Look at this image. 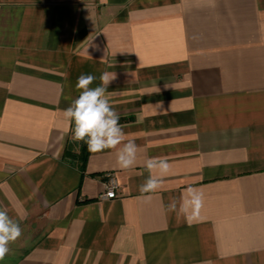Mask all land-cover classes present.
Masks as SVG:
<instances>
[{
  "label": "crops",
  "instance_id": "0c3cea01",
  "mask_svg": "<svg viewBox=\"0 0 264 264\" xmlns=\"http://www.w3.org/2000/svg\"><path fill=\"white\" fill-rule=\"evenodd\" d=\"M104 72L126 170L114 150L63 158L77 78ZM188 186L191 224L166 210ZM0 208L22 228L0 264H264V0H0Z\"/></svg>",
  "mask_w": 264,
  "mask_h": 264
},
{
  "label": "clouds",
  "instance_id": "9594fccd",
  "mask_svg": "<svg viewBox=\"0 0 264 264\" xmlns=\"http://www.w3.org/2000/svg\"><path fill=\"white\" fill-rule=\"evenodd\" d=\"M115 78V72H104L100 76V85L91 87L96 77L81 74L75 85L79 95L63 110V117L71 125V139L74 142H83L90 153L114 150L118 166L126 170L135 166L139 149L134 140L126 141L119 114L110 103L112 94L108 87ZM145 168L149 175L139 186V192L144 201L150 203L151 194L161 188L163 178L170 174L172 165L163 157L149 158L145 161ZM108 195H112V192L109 191ZM203 207V192L188 186L179 200L172 198L169 201L166 210L183 215L191 224L200 217ZM21 236L19 221L0 208V262L10 253V245Z\"/></svg>",
  "mask_w": 264,
  "mask_h": 264
},
{
  "label": "trees",
  "instance_id": "16d2710c",
  "mask_svg": "<svg viewBox=\"0 0 264 264\" xmlns=\"http://www.w3.org/2000/svg\"><path fill=\"white\" fill-rule=\"evenodd\" d=\"M89 154L90 152L83 142H74L65 148L63 158L79 168H83Z\"/></svg>",
  "mask_w": 264,
  "mask_h": 264
},
{
  "label": "built area",
  "instance_id": "2783aa9c",
  "mask_svg": "<svg viewBox=\"0 0 264 264\" xmlns=\"http://www.w3.org/2000/svg\"><path fill=\"white\" fill-rule=\"evenodd\" d=\"M118 189V184L116 179L109 175L107 181L104 183V192L99 196L101 200H111L116 198V190ZM109 191L112 195H108Z\"/></svg>",
  "mask_w": 264,
  "mask_h": 264
}]
</instances>
